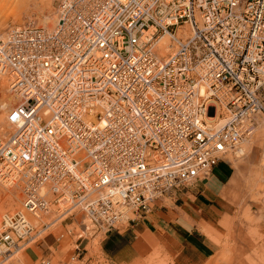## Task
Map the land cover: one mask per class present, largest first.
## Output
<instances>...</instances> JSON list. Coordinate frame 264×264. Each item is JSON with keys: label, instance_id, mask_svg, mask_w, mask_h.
Segmentation results:
<instances>
[{"label": "built area", "instance_id": "built-area-1", "mask_svg": "<svg viewBox=\"0 0 264 264\" xmlns=\"http://www.w3.org/2000/svg\"><path fill=\"white\" fill-rule=\"evenodd\" d=\"M57 16L52 30L28 24L0 37V68L21 96L10 112L18 131L0 141V176H29L26 213L56 205L58 218L81 213L120 230L208 180L264 126V0H61ZM179 24L196 35L158 56L161 36ZM224 104L230 117L209 124ZM73 184L70 201L58 188ZM21 222L28 233L52 225L34 228L20 212L8 229L18 239ZM5 232L0 243L13 242Z\"/></svg>", "mask_w": 264, "mask_h": 264}, {"label": "rangeland", "instance_id": "rangeland-1", "mask_svg": "<svg viewBox=\"0 0 264 264\" xmlns=\"http://www.w3.org/2000/svg\"><path fill=\"white\" fill-rule=\"evenodd\" d=\"M59 1L53 0L49 7L39 5V0H0V37H4L14 26L28 24L42 26L40 23L44 15L56 16ZM41 8L45 9L41 11ZM12 12L14 14L10 15ZM0 96V106L2 102H5L6 106L11 100H13L11 104H15L16 102L9 91L8 78L6 83L1 82L0 84ZM12 108L13 105L8 108V111H11ZM6 110L5 112H7ZM8 115V113H5L4 117L7 118ZM3 128L9 131V136L3 139L6 141L15 129L9 127L6 119ZM259 128L239 146L243 145L242 147L247 148H245L246 156L244 155V158H228L235 169V174L230 180L232 182H229L223 190L222 198L224 201L233 198L232 202L236 208V217L233 218L230 225L227 222L225 223L226 227L229 226L227 228L228 234L224 238L225 241L221 243L220 238H216L211 229L204 228L210 237L223 245L225 250L217 258L227 263H232L233 259L241 257L238 250L240 248L243 249L244 245L264 246V181L258 180V174H263L264 172V132L262 131L263 127ZM257 180L258 182L255 183ZM0 183V189H2L4 185L2 182ZM13 197H15L17 202L14 212H18L22 210L24 201L21 185L18 186V191H15V196ZM165 198H169L171 204L176 200L174 193ZM6 215L11 216L12 213H1L2 225H5L4 216ZM80 215L76 216L77 218L73 221L67 220L63 224L59 223V226L57 224V226H52L37 241L26 243L25 246L21 247V251L9 246L5 247V250L0 251V264H42L45 258H53L55 261L63 262L64 264H172L171 260L155 246H151L150 251H148L149 253L138 251L136 255L132 254L133 258L130 262H118L114 257L117 242L124 241L127 244L131 241L133 242L134 239L131 236H127L126 229L138 221L125 224L120 231H117H123L122 235L117 234V232L107 235L103 233L95 234L86 218L82 217V220ZM235 221L237 224H235ZM233 225H235L234 228ZM54 238L56 240L50 242ZM58 238L59 241L57 240ZM25 241L28 242L26 239ZM25 241L21 243V246ZM147 243L153 244L152 238L150 236H141L136 247H145ZM2 246L4 245L0 244V248ZM77 246H80L82 252L79 259L74 261L73 257L79 253Z\"/></svg>", "mask_w": 264, "mask_h": 264}, {"label": "crops", "instance_id": "crops-1", "mask_svg": "<svg viewBox=\"0 0 264 264\" xmlns=\"http://www.w3.org/2000/svg\"><path fill=\"white\" fill-rule=\"evenodd\" d=\"M234 174L233 165L222 160L214 167L208 180L175 191L173 204L169 198H162L150 215L126 229L127 236L134 241L129 244L117 242L115 259L130 262L132 254L136 255L138 251L149 253L151 246H155L172 264H264V246L260 245H244L243 249L238 250L241 257H236L232 263L218 259L217 256L225 249L204 230L211 229L221 243L225 241L229 227L225 223L230 225L236 217V208L233 198L224 201L222 194L228 183L232 182L230 180ZM117 234L122 235L123 231ZM141 236H150L153 244L147 243L145 247L137 248ZM54 240L56 238L50 242Z\"/></svg>", "mask_w": 264, "mask_h": 264}, {"label": "bare ground", "instance_id": "bare-ground-1", "mask_svg": "<svg viewBox=\"0 0 264 264\" xmlns=\"http://www.w3.org/2000/svg\"><path fill=\"white\" fill-rule=\"evenodd\" d=\"M53 0H39V5H41V6H49L50 7V5H51V2H52ZM61 2V0L59 1V3ZM40 8V7H39ZM42 9H45V8H41V11H42ZM45 12V11H44ZM12 14H14V12H12L10 15H12ZM42 14H43V12H42ZM175 21V20H174ZM57 22H58V16H57V13H56V16L55 15H50V16H46V15H44V18L41 20V23L40 24H42V26H39V27H41V28H46L47 27V29H49V30H52V29H54V27L56 26V24H57ZM50 27V28H49ZM175 28V33H173V32H171V31H169L170 33L169 34H164V35H162L161 36V38H160V41H159V43L156 45V47H155V50H156V52H157V54H158V56H161V57H168L169 55H172L174 52H176L177 51V49H178V44H180L179 42H185V41H187L188 39H190V38H192V37H194L195 35H196V32H195V28L192 26V25H190V24H179L177 27H174ZM175 34V36H176V38H175V41H173L172 40V35H174ZM158 47V48H157ZM9 69L8 68H0V84H1V82H4V83H6V81H7V78H8V80H9V91H10V93L12 94V96H13V99H14V101L16 100V102L17 101H19V99L21 98V96L16 92V91H14L13 89H12V86H11V82H10V78H9ZM7 77V78H6ZM1 97V96H0ZM1 99V98H0ZM4 99V98H3ZM15 102V103H16ZM4 103V104H3ZM11 103H13V100H11L10 102H9V104L6 106L5 105V102H2V105L4 106H0V136L2 137L1 139H0V141L2 140V141H4L5 142V140H3L5 137L7 138L8 136H9V131L8 130H5L4 128H3V124H4V121H5V119H6V122L8 123V125H9V127L10 128H13V129H15L14 130V132L11 134V136L8 138V139H6V141L7 140H9L14 134H16L17 133V131H18V129L16 128L17 126L14 124V123H12L11 121H10V112L11 111H8V108L11 106V105H13V108H12V110L14 109V107H15V105L14 104H11ZM1 104V103H0ZM7 104V103H6ZM10 105V106H9ZM223 107H224V109L223 110H220V109H218L217 111H216V115L214 114V112H211V114H210V116H209V118L207 119V122L209 123V124H219V125H223L225 122H226V120L230 117V112L227 110V108H228V106L226 105V104H224L223 105ZM7 109V110H6ZM5 110L7 111V112H5ZM9 114L8 116H7V118L6 117H4V114ZM259 124L254 128V130H253V132H255L259 127H263V129H262V131L264 132V126L261 124L262 122L261 121H259L258 122ZM5 127H6V125H5ZM8 127V126H7ZM259 129H261V128H259ZM253 132H252V134L250 135V136H252L253 135ZM250 136H248L246 139H244L243 141H242V143L245 141V140H247L248 138H250ZM241 143V144H242ZM240 144V145H241ZM239 145V146H240ZM238 146V147H239ZM243 146V145H242ZM237 147V149L235 150V153H234V151H231L229 154H227L226 156H222L221 157V159H225V160H227V161H229L228 160V158L230 159V158H235V159H239V158H244L246 155V149L244 148V147ZM233 154V155H232ZM229 155H231V156H229ZM245 155V156H244ZM78 159H80V161H83L84 163H87V162H90V160H89V158H87L88 156H87V154H84V153H81V154H78L77 156H76ZM222 161V160H221ZM21 162L22 163H24V160H23V158H21ZM230 162V161H229ZM261 165V164H260ZM21 168H19V169H16V171H15V173H16V177L15 178H11V177H9L8 179H6V180H4L3 178H1V176H0V182H2V184L4 185L3 186V188L2 189H0V237L2 236V235H4V234H2V233H4V231H6L5 233H6V235H10V236H8L9 238H11L12 240H13V242H11V241H9V242H6V243H4V242H1L0 244H3L4 246H2L1 248H0V251L1 250H5L6 248L5 247H11V248H17V250H20V249H22L21 247H23V246H25L26 245V243H32V242H35V241H37L38 240V238L40 237V236H42L43 235V233L44 232H46V231H48L52 226H54V225H58L59 223H64L65 221H67V220H69L70 219V216L69 217H64V218H58V216H57V209L59 208H57V206L56 205H54V206H51V212L49 213V214H46V215H44V216H42V217H35V216H32L31 214H28V213H26V209L23 207L22 208V210H20V211H18V212H14V209H16V205H17V202H16V199H15V197H13V196H15V191H18V186L19 185H21L22 186V190H23V193H24V201H25V199H26V195H27V192H26V185H27V182H29V176H25V173H24V171L23 170H20ZM2 170V165L0 164V171ZM261 173V172H260ZM259 175V179L258 180H262V181H264V172H263V174L261 173V174H258ZM15 179H18V180H15ZM258 180L257 181H255V183L256 182H258ZM1 184V183H0ZM17 184H19V185H17ZM44 187H46L44 190H43V194H48V200L49 201H52L53 200V198H54V194H53V191H52V189H51V187H50V185H48V184H46ZM79 187L77 186V185H75V184H73V185H70V186H68L67 188H63V187H59L58 188V190L60 191V192H62L63 194H66V195H68L69 196V200L71 201L72 200V197H71V194H74L76 191H79ZM7 191H9V192H7ZM174 193V192H173ZM172 193V194H173ZM161 199H159L156 203H155V205H154V207H153V210H152V212L154 211V208L156 207V204L160 201ZM24 201H23V204H24ZM62 202H64V200L62 201ZM61 202V205H65L64 203H62ZM76 203H80L81 204V199H79V201H77ZM7 212H11L12 213V215L10 216V215H6V216H4L5 217V225H2V216H1V213H4V214H7ZM20 212H25V214H26V218H27V221H28V223H31V225L35 228V227H38V228H40V222H41V224L42 223H49V224H52L51 226H50V228H48L47 230H45V231H43V232H41V233H35V232H31V233H28V231H26L25 230V225L24 224H22V222L20 223V225L17 227V229L19 228V227H21L20 229H18L19 230V232H21V234L20 235H22V238H20V239H18L15 235V233L14 232H12V231H9L8 229H9V227L11 228L12 227V224H11V220L18 214V213H20ZM151 212V213H152ZM150 213V214H151ZM79 214H81V213H79ZM78 214V215H79ZM81 216V218L83 217V218H86V220L89 222V224H90V226L93 228V230H94V232H95V234L96 233H103V234H105V235H107V234H109V233H113V232H117V231H120L123 227H124V225L122 226V228L120 229V230H115V231H112V232H109V233H106L105 231H103L102 229H100L98 226H96L95 225V223L90 219V218H87L86 216H84L83 214H81L80 215ZM79 218V217H78ZM83 218H82V220H83ZM80 219V218H79ZM73 221V220H72ZM137 222V221H136ZM80 223V222H79ZM126 224H130V223H127V222H125ZM81 224H82V222H81ZM81 224H79V225H81ZM56 225V226H57ZM86 225H88V224H86ZM59 226V225H58ZM82 226V225H81ZM82 227H84V226H82ZM86 227V226H85ZM14 228H16V226H14ZM98 228L101 230H98ZM3 231V232H2ZM25 239L28 241V242H26L25 241ZM21 240V241H20ZM20 241V242H19ZM25 241V243L21 246V243H23ZM10 245H9V244ZM8 249V248H7ZM21 251V250H20ZM17 253H19V252H17ZM20 254V253H19ZM14 255V254H13ZM12 256V255H11ZM79 257L80 256H78V253H77V255L75 256V257H73V260L75 261L76 259H79ZM51 260L53 263H59V264H64L63 262H59V261H55L53 258H45V259H43V261H45V260ZM21 261V260H20ZM43 261H42V264H43Z\"/></svg>", "mask_w": 264, "mask_h": 264}]
</instances>
